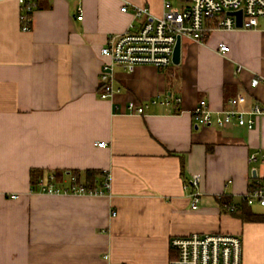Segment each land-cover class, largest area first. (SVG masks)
Returning a JSON list of instances; mask_svg holds the SVG:
<instances>
[{
    "label": "crops",
    "instance_id": "obj_1",
    "mask_svg": "<svg viewBox=\"0 0 264 264\" xmlns=\"http://www.w3.org/2000/svg\"><path fill=\"white\" fill-rule=\"evenodd\" d=\"M167 2L191 4L39 0L32 30L22 32L18 0H0V264H172V237L239 235L256 224L222 212L218 198L238 202L253 180L264 185V119L251 130L199 126L193 111L200 100L213 118L238 97L245 108L264 105V87H251L264 76L261 28L215 31L204 43L184 39L181 63L169 68L117 67L118 91L100 98L107 38L142 25L134 7L159 17ZM177 97L178 107L128 110L131 102ZM32 169L76 172L79 183L105 194L33 191ZM195 174L201 196L193 210L185 182ZM255 247L248 264H264V240Z\"/></svg>",
    "mask_w": 264,
    "mask_h": 264
},
{
    "label": "built area",
    "instance_id": "obj_2",
    "mask_svg": "<svg viewBox=\"0 0 264 264\" xmlns=\"http://www.w3.org/2000/svg\"><path fill=\"white\" fill-rule=\"evenodd\" d=\"M188 9L172 8L169 2L165 3V12L162 16H154L148 7H134L135 19H141L142 25L132 31L130 29L122 34L111 35L107 38L106 45L101 49V56L106 60L100 69L101 99H109L115 92L114 80L117 67H122L127 72L134 71L137 67L152 65L158 68H169L173 65V52L178 37L204 43L207 37L215 31H234L237 29L264 31V0H190ZM20 6L19 23L22 32H30L33 25V15L38 7L39 0H18ZM122 12H127L129 7L124 5ZM242 12V27H237L235 16L230 12ZM82 10L77 19L82 20ZM221 53H226L228 47L221 43L218 47ZM239 72L242 69L238 68ZM264 87V76L256 75L251 81V87ZM181 103L177 97L161 101L158 98L135 104L129 103L128 110L132 114H145L150 106L162 105L165 107L176 106ZM230 108L218 112L216 118L212 117L208 103L200 100L193 111L195 122L199 126L216 125L219 128L238 125L251 130L258 119H264V105L254 103L250 107H243L240 97L230 100ZM106 147L105 143H99ZM251 161L255 157H251ZM64 179L58 180L55 172H50L41 177L34 186V191L46 195L59 194H87L104 195L105 191L91 189L72 172H65ZM103 188L110 187V176L104 177ZM200 176L194 175L185 182V189H191L192 209L196 210L200 203L199 192ZM16 198V196H12ZM241 202L250 206L255 204L264 208V185L257 183L253 188H248L241 197ZM238 208L233 203L229 211ZM117 214L113 213V216ZM170 248L176 253L172 264H243V241L239 235L228 233H192L175 236L170 239Z\"/></svg>",
    "mask_w": 264,
    "mask_h": 264
},
{
    "label": "trees",
    "instance_id": "obj_3",
    "mask_svg": "<svg viewBox=\"0 0 264 264\" xmlns=\"http://www.w3.org/2000/svg\"><path fill=\"white\" fill-rule=\"evenodd\" d=\"M92 174L93 172L87 171L86 172V181H92ZM75 175L79 178L81 175L75 172ZM44 176V172L41 170H33L31 171V185L34 186L37 183V181ZM56 177L58 180L64 179V175L62 172H56ZM256 181L253 180L252 183L249 185V188H253L256 185ZM87 186V185H86ZM218 203L221 207L222 212L230 214L232 217L239 219L242 223H262L264 224V214H258L255 213L252 209V206L247 204L246 202H233L231 197H220L218 198ZM233 203L238 204V208L234 212H230L229 208Z\"/></svg>",
    "mask_w": 264,
    "mask_h": 264
},
{
    "label": "rangeland",
    "instance_id": "obj_4",
    "mask_svg": "<svg viewBox=\"0 0 264 264\" xmlns=\"http://www.w3.org/2000/svg\"><path fill=\"white\" fill-rule=\"evenodd\" d=\"M252 209L255 213L264 214V208L259 207L258 205L252 206ZM249 228V229H248ZM253 234V235H252ZM239 236L242 238L243 241V264H248L246 252L252 253L257 251L255 249L257 243H261L264 240V224L256 223V224H246L244 225V230L242 233H239ZM250 236H252V240H250Z\"/></svg>",
    "mask_w": 264,
    "mask_h": 264
},
{
    "label": "water",
    "instance_id": "obj_5",
    "mask_svg": "<svg viewBox=\"0 0 264 264\" xmlns=\"http://www.w3.org/2000/svg\"><path fill=\"white\" fill-rule=\"evenodd\" d=\"M228 15H232L236 17L237 20V27L241 28L242 27V12H230ZM182 38L178 37L176 41V45L174 47V52H173V64L174 65H179L181 63V49H182ZM253 176H255V171H253Z\"/></svg>",
    "mask_w": 264,
    "mask_h": 264
}]
</instances>
